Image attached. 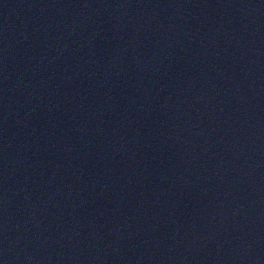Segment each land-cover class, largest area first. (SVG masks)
I'll return each mask as SVG.
<instances>
[{
	"label": "water",
	"instance_id": "water-1",
	"mask_svg": "<svg viewBox=\"0 0 264 264\" xmlns=\"http://www.w3.org/2000/svg\"><path fill=\"white\" fill-rule=\"evenodd\" d=\"M0 264H264V0H0Z\"/></svg>",
	"mask_w": 264,
	"mask_h": 264
}]
</instances>
